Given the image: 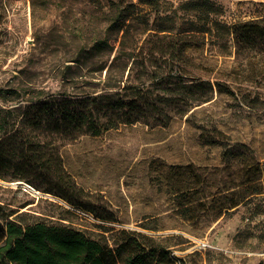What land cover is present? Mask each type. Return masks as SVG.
I'll return each mask as SVG.
<instances>
[{
  "label": "rangeland",
  "instance_id": "1",
  "mask_svg": "<svg viewBox=\"0 0 264 264\" xmlns=\"http://www.w3.org/2000/svg\"><path fill=\"white\" fill-rule=\"evenodd\" d=\"M110 1L0 0V88L24 100L32 91L97 95L140 86L174 100L164 123L55 143L83 199L108 220L5 178L0 221L68 225L109 247L121 230L140 233L174 264H264V52L236 56L231 42L226 53L207 42L194 47L190 18L178 10L183 0H124L138 16L119 45L100 34ZM210 1L227 24L264 17V0ZM198 80L224 83L232 94L188 104L166 94ZM24 104L0 99L6 110Z\"/></svg>",
  "mask_w": 264,
  "mask_h": 264
},
{
  "label": "trees",
  "instance_id": "2",
  "mask_svg": "<svg viewBox=\"0 0 264 264\" xmlns=\"http://www.w3.org/2000/svg\"><path fill=\"white\" fill-rule=\"evenodd\" d=\"M132 8V3L124 5V0H111L101 12L104 27L100 34L122 45L131 21L138 16ZM178 10L190 18L194 47L207 42L226 53L227 43L231 42L236 56L264 52V17L227 24L220 19L221 7L210 0H183ZM99 40L96 48L101 50L107 43L105 37ZM182 46L179 43L175 47L179 55ZM166 84L160 80L158 88L165 91ZM176 88L188 90L184 94ZM169 90L172 92L166 94L181 95L177 101L185 104L208 102L214 91L232 94L218 81L198 80L189 86L180 82ZM20 98L15 89L0 88L2 101L25 103L12 109L0 108V179L23 180L73 207L95 213L101 220L109 217L97 213L83 199L84 192L65 170L55 143L73 142L80 135L99 136L120 125L146 122L142 120L162 124L164 109L174 102L133 85L97 95L54 96L32 91L26 99ZM0 264H174V261L166 248L140 233L121 230L114 246L109 247L68 225L24 224L4 219L0 221Z\"/></svg>",
  "mask_w": 264,
  "mask_h": 264
}]
</instances>
